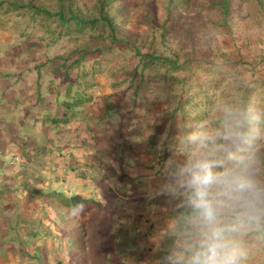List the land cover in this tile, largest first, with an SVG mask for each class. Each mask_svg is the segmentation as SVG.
<instances>
[{
  "label": "crops",
  "instance_id": "crops-1",
  "mask_svg": "<svg viewBox=\"0 0 264 264\" xmlns=\"http://www.w3.org/2000/svg\"><path fill=\"white\" fill-rule=\"evenodd\" d=\"M40 31L34 35L9 18L0 20V255L15 252L17 258L30 250L36 264L38 258L74 264L82 257L72 246L79 225L88 229L87 240L98 241V233L115 235L111 228L118 219L138 231L140 250L125 257L135 264L142 243L155 240L146 238L147 224L136 216L160 219L166 202L184 193L177 187L178 169L157 175L169 158L162 141L171 123L168 109H139L135 101L124 106L108 83L87 80L86 57H72L71 50L50 53L57 41ZM241 74L235 79L241 95L228 93L223 106L264 109V72ZM130 140L137 154L126 148ZM22 264L31 263L23 258Z\"/></svg>",
  "mask_w": 264,
  "mask_h": 264
},
{
  "label": "rangeland",
  "instance_id": "rangeland-1",
  "mask_svg": "<svg viewBox=\"0 0 264 264\" xmlns=\"http://www.w3.org/2000/svg\"><path fill=\"white\" fill-rule=\"evenodd\" d=\"M168 1L169 0H154V2H150V0H126L123 4L121 2L115 3L117 8L116 6H112L109 12L114 16L118 15L119 12L123 11L124 9L121 14L124 15L125 18L118 22V26L120 27L121 31L123 30L122 32L124 34L122 35L126 36L128 44L115 43L112 42L110 38H108L106 43V46L109 47L108 49L102 47V51H95L94 48L92 49V52L85 56L87 61L83 66V73L87 74L86 78L90 83H93V81L97 79L100 80V82L108 83L107 86L116 92L115 96L123 101L124 106L133 107V101H135L136 106L139 109H168L169 113V109H175L179 105V99H187V96H190L193 98L192 109H195L194 104L200 103L199 111L203 112L205 110H210V115H214L217 112L219 113L221 111L220 108H222L225 100L224 96L227 93L235 95L236 89L231 90V88L233 89L232 84L234 82L236 85H238V83L233 78L229 77L226 78V80L221 83L217 89H211V83L220 81V77L217 75V73L215 74L212 72L210 68L212 67L213 71L216 72L218 67H220V69L226 68L236 71L237 68L240 67L241 61H245L246 63L252 61L264 62V17H262V19L260 17L258 21L253 20L250 15L251 13H249L248 9H245L243 6L239 17L244 15V17L249 18L250 26L246 27L243 23H235L234 21L230 20L228 21L230 23L228 26H226L223 24L224 22L222 18L219 17L217 13L211 14L213 17H210L211 15H207L206 20L202 22L201 18L197 16V10L191 12L190 14L184 12L181 19L182 26L183 22H185V26H190L191 23L192 29H195L198 33H209L211 37L210 40H207V43L205 41L202 43L201 41V43L195 46L196 49H194L192 44L186 45L187 42L182 36L183 33L181 32L183 28L181 27V24H177V20L180 18L178 13L181 11V8L175 7V2H172V4L169 5ZM190 1L192 2V6L194 0H189V3ZM77 2L82 13L87 12V10L93 5V3L90 2L89 7H87L86 0H77ZM168 7H170L169 13L167 9ZM5 9L6 8H0V14L4 16H2L0 20L9 18V21L12 25L24 26L26 28L29 27L30 32H32L34 35L41 32L40 30L42 29V35L44 37H48V40H51L50 42H52V39H56V50H53L50 53L54 52L58 53L59 55H65L69 50H71V56L76 57L81 52V47L84 44H89L88 47L90 48V40L92 41L91 35H99L101 33L97 30H88L86 34L71 33L67 36H61L59 35L60 30H56L55 34L51 33L50 35V33H47L43 28H41L37 22L36 24H29V17L24 19V21L22 17L18 16L16 13H8L5 11ZM151 11L155 12L154 14H156L158 17H162V20H166L167 17H173V15L176 14V16L173 17L175 20L174 26H172V28H170L168 31L166 39H162L160 36H157L156 32H154L149 27V23H146L144 20V14H151ZM209 18H213L214 20L210 21ZM230 26H233L231 31ZM53 27H56V25H53ZM151 35H153L154 38L157 36L156 42L154 46H152V50H155L158 54L172 58L174 55L178 54L182 60H185L187 59L186 53H190V57L195 59L193 68L189 69L188 71L186 70V72L183 73V76H186L187 80L189 81L185 87L176 88L172 86L171 88V84L169 83H162L160 81L157 82L153 78L155 72H150V70L143 69L142 65L140 64V58L136 52L137 48L139 50L141 49L142 52H146L147 49L151 47L150 44H152L154 41V39L152 40ZM181 46L182 50L179 49ZM246 74L249 75L250 73L246 72ZM136 76L138 77L137 80L135 78ZM133 77L134 80H136V83L134 87L130 88L132 86H130V83ZM215 85L216 84H214V86ZM113 101H116V98H114ZM209 101L212 102V104L208 105L207 103ZM234 107L238 108L240 105L236 104ZM189 108L191 109V106ZM199 111L197 110L195 113H199ZM250 118L253 119V124L258 129V137L255 141L257 155L259 154L264 156V118H261L259 115L257 116V114L251 115ZM204 129H209V127L205 124H202L201 126H198L194 132ZM166 138L165 140L167 141L168 139ZM165 140L163 138V144L165 143ZM128 143L129 146H126V148L133 151L132 155L137 154L136 150H138V145L133 140L128 141ZM173 143V140L168 142L169 145ZM166 149L168 150L165 152V154L169 158L167 160H163V162L167 163H164L163 167L158 169L157 175L161 174V172L166 173L167 169L169 171H177L179 166L182 165L186 159H191L194 156H198L201 151L197 148V146L188 147V150H184L182 147L173 145ZM181 157H183V159H181ZM173 158L175 164H173ZM157 163L158 162L154 161V165ZM187 194L188 193L184 191V193H181L180 196L183 197ZM177 198L174 197L171 199L174 201V203L180 204V200ZM166 200L167 199H165V201ZM261 201V203H263L264 199H261ZM140 203L141 202L137 203L136 205ZM260 208L263 210L264 204H262ZM127 216H129V214ZM119 217L121 216L119 215ZM140 218L141 217L136 216L135 221H143V223L146 224L151 222L149 219L145 218L144 220H141ZM223 219L226 224L233 225L236 228V231L232 233V237L240 244V247L244 253L240 260V264H264V225H252L250 223L237 222L229 223L225 218ZM116 221L117 222L114 227L111 228V231L115 235L112 237H107V240L115 238L113 240L115 244L110 246L113 248L109 249V252L110 254L115 253L122 258V261L120 260L119 262L120 264H130L127 261V258L125 259V257H127L126 254L133 249L136 251L140 250V247L137 248L135 244L136 242L134 241V237L137 236L138 231H135L133 224H130L128 231L121 221L118 219ZM180 237L181 238H178L175 241V243H178V248H175L173 251L175 258L181 256L184 257L185 255L182 252V249L187 240L182 236ZM77 238H79L78 235ZM187 239L191 240L192 242L190 237H187ZM151 241H156V243H158L156 238L155 240H149L148 242L146 241L148 245L146 247L145 242L142 243L147 252L150 248ZM194 241L195 240H193V242ZM92 244L93 243L91 242L88 243L89 246ZM191 245L192 244L187 247V251ZM11 246L17 248L16 244H12ZM79 246L80 243L75 241L73 250H75L76 253L80 251ZM165 246L168 247V243L165 242ZM88 252L89 253L85 252V256L82 255V257L78 258L74 264H103L100 262L102 257H94L93 251L90 247ZM76 256L77 255H75L72 260H74ZM84 257H86L85 262L83 261ZM161 258L164 259L166 256L162 254L161 247L159 245L156 252H153L152 254L144 253L143 255H140V253H138L135 264H159V259ZM175 258H167V264H179ZM109 260L107 261V264H119L115 261ZM20 263H22V261L19 257H15V252L8 253L6 251L5 256L0 255V264Z\"/></svg>",
  "mask_w": 264,
  "mask_h": 264
},
{
  "label": "trees",
  "instance_id": "trees-1",
  "mask_svg": "<svg viewBox=\"0 0 264 264\" xmlns=\"http://www.w3.org/2000/svg\"><path fill=\"white\" fill-rule=\"evenodd\" d=\"M87 7H89V3L92 2L93 5L87 12L82 13L79 8V4L77 0H0V8H6V12H14L18 16L22 17V19H26L29 17V24L37 22L39 26H41L47 33L55 34L56 30L59 31V35H70L71 33L77 34H86L88 30H97L101 33L98 35H91L92 41L90 40V48L89 44H84L81 47V58H84L87 54L92 52V49L95 48V51H102V47L108 49L106 46L107 39L110 38L112 42L128 44L126 40V36L120 27L118 26V22L122 21L125 16L119 12L118 15H111L110 9L112 6H116L115 3L121 2L125 3L126 0H86ZM150 2H154V0H150ZM175 2V7H180L181 11H179L180 18L177 20V24H181V19L183 17L184 12L190 14L191 12L197 10V16H199L204 22L206 20L207 15L217 13L219 17L222 18L223 24L228 26L230 21L240 22L245 24L246 27L249 25V18L244 17V15L240 16L242 7L248 9L249 13H251V17L253 20H259V18L264 17V0H194L193 5L191 6V1L189 0H169V5ZM7 4V6H6ZM245 4V5H244ZM5 6V7H4ZM117 8V6H116ZM154 8V7H153ZM152 8V9H153ZM168 7V13H169ZM205 8V9H203ZM119 9V8H118ZM155 12L151 11L150 13L144 14V20L146 23H149V27L156 32L157 36H160L162 39H166L167 33L174 26L173 17H167L166 20H162V17H158ZM195 13V12H194ZM253 13V14H252ZM260 14V15H259ZM88 16V17H87ZM210 17H213L212 15ZM210 21H213V18H209ZM25 21V20H24ZM152 23V24H151ZM28 24V23H27ZM238 24V23H237ZM56 25V27H53ZM183 28L181 32L182 36L186 40V45L192 44L195 46L199 43L207 40H210V34L198 33L195 29H192V24L190 26H185V22H183ZM233 26H230V31ZM119 33V37H118ZM107 34V35H106ZM117 35V37H116ZM156 38L151 35L152 42L151 47L147 49L146 52H142V50L137 48V55L140 58V64L142 65L144 70H150V72H155L153 78L157 82H164L171 84V87H185L189 81L186 76H183V73L193 68L195 59H192L190 53L187 54V59L182 60L180 55L176 54L172 57H167L161 54H158L155 50H152V46H154L156 42ZM97 44V45H96ZM99 44V45H98ZM146 44V42H145ZM100 46V47H99ZM184 48V47H183ZM182 50V46L179 48ZM193 52V51H192ZM191 52V53H192ZM240 68V69H239ZM237 68L236 71H232L226 68H217V72L213 71L211 67L210 70L220 77V81L212 82L211 89H217L221 83H223L226 78H233L234 80L242 76L241 71H245L250 73V77H255L264 72L261 67V63L258 62H249L245 61L240 62V67ZM235 80V81H236ZM238 83V82H237ZM214 84H216L214 86ZM259 86H262L257 81L255 83ZM233 89L235 90L236 96L241 95L242 87L236 85L234 82ZM237 87V88H236ZM228 94V93H227ZM226 94V95H227ZM225 95V97H226ZM178 106L173 110V112L168 113V117L171 119V123L168 130L167 141L164 143L165 152L168 150L169 146H179L184 150H188V147H195L196 145L192 143L190 137L194 133L197 126L205 124L210 129L217 128L221 124V111L215 113L214 115H210V110H205L203 112L199 111L200 103L194 104L195 109H192L193 98L187 96V99H179ZM191 104V105H190ZM212 104V102L207 103ZM191 106V109L189 107ZM244 107H240L244 114L250 118L251 115L257 114L261 118H264V109L260 108L258 105H250L243 104ZM198 108V109H197ZM211 109V108H209ZM222 108H220L221 110ZM199 111V113H195V111ZM205 112V113H204ZM160 132V131H159ZM173 140V144H168L169 141ZM264 156L257 155L256 163L253 165L251 169V176L255 182V191L245 198H243L239 203L233 205L231 208L224 210V216L227 222H237V223H250L252 225H264V209L262 210L260 206L261 199H264ZM177 199L180 200V204L174 203L171 199L167 206L166 213L160 215L162 218L160 219H151L150 223L146 225V230L149 234H146L147 239L156 238L158 243L151 241L150 248L148 252L144 250V253L152 254L156 252L158 246L161 247V252L166 256L164 259H159V264H167V258H175L173 255V251L175 248H178V243L175 241L180 236L184 237L187 242L185 243L182 252L185 254L184 257L188 255L187 247L190 244H193V240H195V229L192 224V220L194 217L193 209L190 207L188 203V194L186 196H179ZM82 205L86 203L85 200H81ZM150 219V218H149ZM79 238L76 239L78 243H80V256L84 255L85 252L88 253L89 247L93 251L94 257H102L100 262L103 264H107L109 261H115L117 263L122 261V258L119 255L110 254L109 249L114 245L115 242L107 240V237L102 238V234H97L98 241H94L92 239L87 240V235L89 231L85 227V225H79ZM149 230V231H148ZM159 232V236H155L154 233ZM153 233V234H152ZM190 237L191 240L187 239ZM153 240V239H152ZM93 243L91 246L88 243ZM165 242L168 243V247L165 246ZM74 246V243L72 244ZM71 246V247H72ZM148 246L145 241V247ZM155 246V247H154ZM71 249V248H70ZM68 248V251H70ZM21 252V253H20ZM31 251L21 250L19 253L21 254L19 258L23 261V258L29 260L31 264L36 263V254L32 255ZM180 257H176L175 260L179 262ZM39 260V261H38ZM83 261H86V257L83 258ZM43 264V260L37 259V264ZM22 264V263H20ZM120 264V263H119Z\"/></svg>",
  "mask_w": 264,
  "mask_h": 264
},
{
  "label": "clouds",
  "instance_id": "clouds-1",
  "mask_svg": "<svg viewBox=\"0 0 264 264\" xmlns=\"http://www.w3.org/2000/svg\"><path fill=\"white\" fill-rule=\"evenodd\" d=\"M221 113L219 127L191 135L200 154L178 169L177 187L188 193L196 237L179 264H240L244 255L232 237L235 226L226 224L223 216L225 209L255 191L251 169L257 158L258 129L237 107L224 105Z\"/></svg>",
  "mask_w": 264,
  "mask_h": 264
},
{
  "label": "built area",
  "instance_id": "built-area-1",
  "mask_svg": "<svg viewBox=\"0 0 264 264\" xmlns=\"http://www.w3.org/2000/svg\"><path fill=\"white\" fill-rule=\"evenodd\" d=\"M17 161H19V158H16V159H15V162H17Z\"/></svg>",
  "mask_w": 264,
  "mask_h": 264
}]
</instances>
